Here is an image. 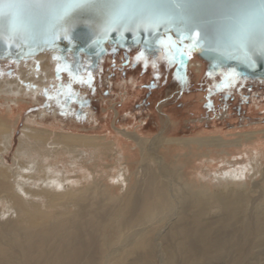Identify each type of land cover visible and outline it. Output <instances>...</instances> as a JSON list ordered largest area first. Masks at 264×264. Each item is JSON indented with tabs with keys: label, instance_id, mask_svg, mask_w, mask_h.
Here are the masks:
<instances>
[{
	"label": "bare ground",
	"instance_id": "6f19581e",
	"mask_svg": "<svg viewBox=\"0 0 264 264\" xmlns=\"http://www.w3.org/2000/svg\"><path fill=\"white\" fill-rule=\"evenodd\" d=\"M191 56L200 79L207 61ZM59 68L45 49L0 72V264H264V124L217 128L231 113L201 128L198 99L197 133L179 134L167 102L157 132H144L141 109L123 116L142 94L134 73L110 113L83 105L86 94L64 103L84 106L82 124L37 110ZM28 104L37 111L25 115ZM253 104L248 122L264 111Z\"/></svg>",
	"mask_w": 264,
	"mask_h": 264
},
{
	"label": "snow or ice",
	"instance_id": "6c2138e0",
	"mask_svg": "<svg viewBox=\"0 0 264 264\" xmlns=\"http://www.w3.org/2000/svg\"><path fill=\"white\" fill-rule=\"evenodd\" d=\"M195 0H0V41L13 47L12 41H27L38 36L63 38L71 42L70 29L66 27L72 14L80 8L99 7L104 15L103 33L124 29L159 32L162 24L180 19L183 27L178 40H188V45L177 44L172 36L157 40L166 49V58L174 63L177 55H185L182 47L201 46L200 42L215 45L209 36V25L191 14L190 5ZM232 24V45L250 64V53L258 47L264 52V0H243L235 5ZM16 47L21 44L17 43ZM190 55L189 53H187ZM145 57L143 51L137 60ZM59 71V69H58ZM231 75H239L232 70ZM90 76V74H89ZM227 87V84L224 85Z\"/></svg>",
	"mask_w": 264,
	"mask_h": 264
},
{
	"label": "rangeland",
	"instance_id": "374dc122",
	"mask_svg": "<svg viewBox=\"0 0 264 264\" xmlns=\"http://www.w3.org/2000/svg\"><path fill=\"white\" fill-rule=\"evenodd\" d=\"M190 61H192L191 54L187 63L186 64L184 63L185 65L183 64L184 65L183 69L186 71L187 77L185 79V82L182 81L181 83H179L174 76V67L169 69L168 71L164 70L163 67H160L155 73V71H153L154 69H152L153 67L150 65L148 66L149 67L148 69H144L142 68V66H137L136 68L127 69V72L125 74L121 73L119 71V68L115 67L116 70H118V72L110 73L109 69L105 68L109 64L108 62L103 61V58L100 60L99 62L100 64H98L99 65L98 70L100 71V75L92 80H86L87 77L85 71L81 73L80 77L75 78L66 71H64L63 74L60 75V69H59V71L57 72L58 82L56 84V87L53 90L48 89L47 94L40 95L42 101L38 102L37 110H40L41 107L42 108L56 107V109L60 111L61 115L70 118L71 117L77 118L78 121L83 124L87 120V116L85 114L86 112L83 111L84 106L78 103H76V105L73 104L74 105L73 106L72 103H69L67 107V105H63V104L68 103V101H72L73 96H75L76 93L78 95L86 94L84 96V99H91V101L93 100L92 105L95 109L94 111L98 115L102 113L105 114L107 112L110 113L109 112L111 110L110 106H112L113 102L116 103V107L120 105V100L114 99L116 95L120 92L119 90H117L116 84H118L119 81L120 82L125 81L124 78L129 77L134 71L135 76L139 75L140 76L139 78L142 80L139 83V89L140 90L143 89V90L141 96L137 100L132 101L131 107H127V111L123 114V116L124 115L126 116L127 113L130 111L134 112L136 110L141 109L142 110L141 113L137 114V121L139 120L144 121L145 119L147 121L148 119L147 124L144 125L143 128L144 132L155 133L159 129L158 122L160 121L159 118L160 116L158 112H156L155 110H157L156 109L157 104L162 102V100L167 101L165 105V108L167 109L165 115L173 111H174L173 113H177L175 115V118L177 119V122L180 123L178 128H180L181 130V133L179 134L182 135L183 134L189 135L191 133L194 134L197 133L198 131V129L196 130L193 129V126H195L196 124L194 121H192L193 120L191 114L192 112L190 110L192 109L191 108L192 103L198 99L202 103V105L198 107L197 110H199V114L202 118L205 116V120H206L205 125H203L201 128H207L212 130L214 128H212L211 126L209 127L210 123H212L215 119H217V121H220V119L222 118L228 119V115L231 113H233L236 117L234 123L231 125L229 123L218 124L217 128H224V130L230 129V131L231 130L239 131V129L252 127L260 123L262 125L264 124V111L260 110L261 113L259 112L256 113V110L258 109L256 108L255 104H253V101L256 98L257 100L262 99L264 102V91H262L263 94H261L259 88H257L258 87L257 85H255L254 87L255 89L252 88L250 89L246 87L243 89L240 88H234L232 90L229 89L228 91H226L228 97L225 98L224 95L222 96L224 99H228L230 96H233V99L230 100L231 103L228 104L227 106L222 105L220 103L216 104L217 99L215 93L213 91L208 92L209 89L210 90L212 89L211 86L212 82L208 78L215 74H211L208 71L207 68L208 64H207L202 77H200L199 79V76L196 73V69L195 68L192 69V67H189ZM110 66L113 65L110 64ZM13 67H14V60L13 61L0 60V72L2 73L5 72L8 74ZM110 70L114 71V68L111 67ZM155 75H157L158 77L156 82H158L159 84L160 82L162 83L159 86L155 87V89L149 91L147 88L151 86L150 82L153 79V77H155ZM110 78H112V80ZM243 78L252 79L247 77H243ZM255 80H262V79H255ZM143 86H147V87H143ZM252 90H254V93L257 95H252L251 93ZM103 97H106L107 100H105L106 98L102 99ZM210 98L213 99L210 101ZM102 100L106 101V104H103ZM83 101L84 100H82L81 102L83 103ZM205 101H208V104H206ZM232 105H235L236 108L234 109ZM251 105H253L254 108L256 109L254 111L255 113L253 114L256 121L253 120L251 122H248L250 121V119L243 117L244 115H248V113L251 112V109H249ZM34 106H35L34 104H28L24 111L25 115L37 111L36 109H34ZM160 106L162 107L163 104H161ZM103 107H105V110L103 109ZM78 109H81L82 111L78 113ZM111 116L112 115L108 114L107 119L109 123L112 121ZM121 120H122L121 122L124 125L130 127L133 126L136 122L134 119L128 122L123 121L122 118Z\"/></svg>",
	"mask_w": 264,
	"mask_h": 264
},
{
	"label": "water",
	"instance_id": "95a60500",
	"mask_svg": "<svg viewBox=\"0 0 264 264\" xmlns=\"http://www.w3.org/2000/svg\"><path fill=\"white\" fill-rule=\"evenodd\" d=\"M243 0H195L190 7L192 15L209 25V36L216 41L210 45L201 40L198 47L190 50L207 61V68L211 74L228 70H235L239 77L264 79V52L258 47L250 53L254 63L250 64L232 45V24L235 15V5ZM104 15L99 7L77 9L66 27L70 29L71 42L67 39L38 36L27 41H12L9 49L7 43L0 41V60L22 59L25 56L36 54L42 50H51L57 53L59 65L75 78L81 76L85 70L84 63L90 62V68L95 69L100 60L108 52L109 46L121 48H139L145 53H157L162 47L157 40L172 36L174 40L188 45V40H178L183 27L180 19L175 22L162 24L159 32H147L142 29L131 31L121 29L103 33ZM20 43V47L15 45Z\"/></svg>",
	"mask_w": 264,
	"mask_h": 264
},
{
	"label": "flooded vegetation",
	"instance_id": "af4514ba",
	"mask_svg": "<svg viewBox=\"0 0 264 264\" xmlns=\"http://www.w3.org/2000/svg\"><path fill=\"white\" fill-rule=\"evenodd\" d=\"M177 41V40H176ZM177 44H182V42L177 41ZM182 50L184 51L185 55L182 57L183 59V64L187 63V61L189 60L190 55H188L187 53H189L190 50H188L187 47H182ZM142 50L139 48H134V47H128V48H121L119 46H109L108 48V52L105 54V56L103 57V61L108 62V66H106V69H109V72H118V70H116L115 67L119 68V71L121 73H126L127 69L129 68H136L137 66H142V68L144 69H148L149 65L152 66L154 69L153 71H155V73L157 72L158 68L163 67L164 70L168 71L169 69L174 67V76L175 78H177V76H184V79L181 78V80H179V83H181L182 81L185 82V79L187 77V73L186 71L183 69V66H181V57L179 55H177L176 60L174 63H170L169 60L166 58V49L162 48L159 52L157 53H145V57L142 58L141 60H137V55L139 52H141ZM190 54H192V52L190 51ZM90 62L84 63L85 66V74H86V80H92L95 79V77H98L100 75V71L98 70L99 65L95 68V69H91L90 68ZM100 64V63H99ZM110 64H112L113 66H110ZM173 65V66H172ZM112 68H114V71L110 70ZM185 68V67H184ZM60 69V75L63 74L64 69L62 67L59 68ZM186 69V68H185ZM132 72V71H130ZM134 72V71H133ZM90 74V76H89ZM158 79L157 75H155V77H153V79L150 82V87L147 88L149 91L155 89V87L159 86L162 82H160V84L158 82H156ZM212 84V89L210 91H213L216 95V104L220 103L222 105L227 106L228 104L231 103V99H233V96H230L228 99H224L222 95H224L225 98H227L228 94L226 91H228L229 89H234V88H252L255 89V85H257L261 92L264 91V79L262 80H255V79H246L243 77H239V76H233L231 75V73L228 70H222L220 71L218 74H215L211 77L208 78ZM227 84V87H225L224 85ZM201 85V84H200ZM143 87H147V86H143ZM143 90V89H141ZM252 95H257L254 93V90H252ZM250 93V94H251ZM260 94V93H258ZM166 99V98H165ZM170 99V97H169ZM209 99V98H208ZM213 98H210V101ZM88 101V100H87ZM209 101V100H208ZM208 101H205L206 104H208ZM167 102L165 100H162V102H160L159 104H157V110H155L156 112H158V106L161 103ZM146 103V101H145ZM213 105V104H212ZM68 107V105H67ZM232 107L235 109V105H232ZM82 111L81 109H78V113Z\"/></svg>",
	"mask_w": 264,
	"mask_h": 264
},
{
	"label": "crops",
	"instance_id": "0c3cea01",
	"mask_svg": "<svg viewBox=\"0 0 264 264\" xmlns=\"http://www.w3.org/2000/svg\"><path fill=\"white\" fill-rule=\"evenodd\" d=\"M133 73H135V72H133ZM181 78L182 79H184V76H178L176 79H177V81L179 82V80H181ZM84 101H83V105H88V104H90V101H91V99H83ZM88 100V101H87Z\"/></svg>",
	"mask_w": 264,
	"mask_h": 264
}]
</instances>
